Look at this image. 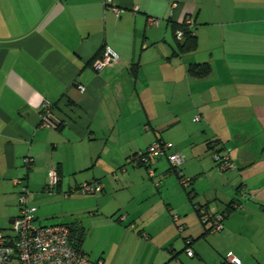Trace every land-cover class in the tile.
Returning a JSON list of instances; mask_svg holds the SVG:
<instances>
[{
    "label": "crops",
    "instance_id": "1",
    "mask_svg": "<svg viewBox=\"0 0 264 264\" xmlns=\"http://www.w3.org/2000/svg\"><path fill=\"white\" fill-rule=\"evenodd\" d=\"M114 2L119 14L101 0H0V228L19 215L20 178L36 223L74 228L92 260L264 264V0ZM187 18L189 52L174 28ZM105 47L119 60L95 72ZM205 63V75L190 68ZM55 105L58 129L42 122ZM158 139L182 154L186 189L164 157L131 161ZM225 149L234 168L214 159ZM50 170L59 182L46 193ZM89 180L102 191H76ZM235 201L218 232L194 207Z\"/></svg>",
    "mask_w": 264,
    "mask_h": 264
},
{
    "label": "built area",
    "instance_id": "2",
    "mask_svg": "<svg viewBox=\"0 0 264 264\" xmlns=\"http://www.w3.org/2000/svg\"><path fill=\"white\" fill-rule=\"evenodd\" d=\"M105 8L112 9L119 14L122 9L118 8L114 0H101ZM175 5H173L174 7ZM133 12L138 11L139 6H133ZM159 23L157 18H149V24L156 25ZM184 23L192 26L191 18L184 20ZM183 32L176 31V37L182 38ZM119 56L109 47H105L101 55L96 58L92 67L95 72H99L104 67L113 65L118 62ZM79 91H84V86L77 84ZM49 111L42 116V122L45 126H52L47 116ZM199 116L195 117L198 120ZM166 158L173 170L179 174L180 181L184 187H188L189 179L182 175L180 166L183 162V156L177 152L172 142L162 139L155 140L143 152L135 153L131 161L137 165H147L153 158ZM214 159L221 169L234 168L230 159L229 150L215 151ZM33 158L30 155L24 157L23 162L26 168L31 167ZM148 175L153 176L154 170L147 168ZM15 184L20 185L18 193L19 215L15 217L8 229L0 228V264H104L101 259L92 260L81 250L75 248L70 242V227L63 223L51 225H41L36 223L37 207L29 202V189L26 184H22V179L15 178ZM59 177L54 170H50L47 183L43 189L44 192L50 193L58 184ZM102 184L95 180H89L81 183L76 191L83 194H95L102 191ZM67 193H64L66 196ZM241 206L240 201L232 203L233 208ZM196 211L200 214L203 222L211 223L210 231L218 232L223 228L225 214L216 212L206 216V210L203 206L195 205ZM124 215L120 217L123 219ZM209 218V219H208ZM187 255L193 254L191 249H186ZM241 260L237 256L230 254L226 258L225 264H240Z\"/></svg>",
    "mask_w": 264,
    "mask_h": 264
},
{
    "label": "trees",
    "instance_id": "3",
    "mask_svg": "<svg viewBox=\"0 0 264 264\" xmlns=\"http://www.w3.org/2000/svg\"><path fill=\"white\" fill-rule=\"evenodd\" d=\"M174 28H175V31H178V30H181L183 32V36H182V43H181V50L182 51H185V52H189V51H192L193 49L196 48V45H197V40H196V36L194 34V30L191 26L187 25L183 22H181L180 24H177V25H174ZM176 34V32H175ZM102 52V50H101ZM101 52H99V54L92 60L94 61L99 55H101ZM191 70L195 73V74H198V75H205L208 73L209 69H210V66L209 64L205 63V64H202V65H193L192 67H190ZM54 108H58L57 105H55L54 107H50L49 109V115L47 116V120L48 122L55 128V129H58L61 125V121L58 122V121H53L52 118L50 117L51 116V113H53L54 111ZM218 151V150H217ZM176 174L177 172L174 171ZM179 176V174H177ZM191 184V180L189 179V185L190 186ZM187 187H185L186 189ZM192 191L190 190L189 193H191ZM195 205H199V206H202L200 204H195ZM204 207V206H203ZM233 209L232 207V204L229 203V205H227L226 207V210H223L221 211L222 213L226 214L231 210ZM206 210V209H205ZM198 213V212H197ZM216 213V212H215ZM200 215V214H199ZM209 213L206 211V216H208ZM201 217V216H200ZM209 219V218H208ZM211 227V223L209 225V229ZM74 228L70 227V242L71 244L79 249H80V243L82 242V237H76L77 239H75V241L72 240V235H74V233L72 234V232H74L73 230ZM74 238V237H73Z\"/></svg>",
    "mask_w": 264,
    "mask_h": 264
},
{
    "label": "rangeland",
    "instance_id": "4",
    "mask_svg": "<svg viewBox=\"0 0 264 264\" xmlns=\"http://www.w3.org/2000/svg\"><path fill=\"white\" fill-rule=\"evenodd\" d=\"M166 159V158H165ZM143 170H144V168H143ZM30 195H31V193H30ZM44 199L46 200V199H48L49 200V202H52L51 200H54L53 198H49V197H44ZM55 201V200H54ZM56 202H58L57 201V198H56ZM44 207H46V206H44ZM61 205L59 204V203H57L56 205H52V206H50V210H51V212H55V213H57V212H59L60 210H61ZM1 227H6V226H1Z\"/></svg>",
    "mask_w": 264,
    "mask_h": 264
}]
</instances>
